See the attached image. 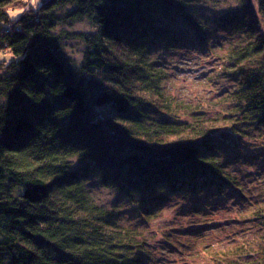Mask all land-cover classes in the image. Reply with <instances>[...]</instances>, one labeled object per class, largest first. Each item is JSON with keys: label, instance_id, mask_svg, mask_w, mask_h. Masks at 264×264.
Here are the masks:
<instances>
[{"label": "trees", "instance_id": "obj_1", "mask_svg": "<svg viewBox=\"0 0 264 264\" xmlns=\"http://www.w3.org/2000/svg\"><path fill=\"white\" fill-rule=\"evenodd\" d=\"M193 1L0 0V49L10 55L0 62V264H151L137 230L97 205L88 181L150 215L171 193L234 186L215 138L242 120L264 138V0L257 11L239 0L214 20ZM64 18L95 26L72 34L85 45L78 64L60 44ZM212 24L236 36L223 58L237 83L233 113L178 120L151 51L190 36L204 43ZM219 256L215 264H264V246L248 262L237 248Z\"/></svg>", "mask_w": 264, "mask_h": 264}, {"label": "rangeland", "instance_id": "obj_2", "mask_svg": "<svg viewBox=\"0 0 264 264\" xmlns=\"http://www.w3.org/2000/svg\"><path fill=\"white\" fill-rule=\"evenodd\" d=\"M249 2L257 11V0ZM239 4V0H194L192 10L201 18L214 20ZM26 9L10 11V19L17 20ZM94 28L86 19L64 18L57 28L68 34L60 42L64 55L80 63L85 45L72 34ZM208 28L204 43L190 36V41L183 43H188L186 46L159 44L151 51V59L156 58L155 64L164 74L163 94L178 104L177 114L171 115L181 121L233 113L231 93L237 83L233 76L224 74L223 58L236 36L216 24ZM181 29L184 34L188 32L185 27ZM9 59V53L0 49V62ZM172 116L166 119L171 121ZM242 121L236 129L224 130L215 138L217 158L233 176L234 186L219 191L202 188L195 195L171 193L154 215L143 213L137 203L125 201L118 192L99 186L95 180L86 182L89 197L114 211L120 225L137 230L136 238L143 244L141 252L151 258V264H215L220 253L236 248L245 255L241 261H251L264 246V138L261 129Z\"/></svg>", "mask_w": 264, "mask_h": 264}, {"label": "clouds", "instance_id": "obj_3", "mask_svg": "<svg viewBox=\"0 0 264 264\" xmlns=\"http://www.w3.org/2000/svg\"><path fill=\"white\" fill-rule=\"evenodd\" d=\"M32 3L35 4L36 3V0H32Z\"/></svg>", "mask_w": 264, "mask_h": 264}, {"label": "bare ground", "instance_id": "obj_4", "mask_svg": "<svg viewBox=\"0 0 264 264\" xmlns=\"http://www.w3.org/2000/svg\"><path fill=\"white\" fill-rule=\"evenodd\" d=\"M6 29L12 30V29H10L8 26H7V28H6Z\"/></svg>", "mask_w": 264, "mask_h": 264}]
</instances>
